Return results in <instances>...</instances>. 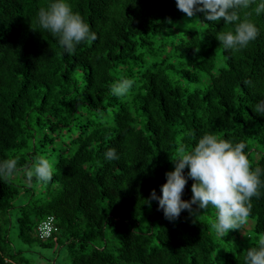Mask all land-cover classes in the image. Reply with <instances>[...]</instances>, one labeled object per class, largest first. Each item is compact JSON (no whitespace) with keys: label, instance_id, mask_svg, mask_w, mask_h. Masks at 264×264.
Listing matches in <instances>:
<instances>
[{"label":"trees","instance_id":"obj_1","mask_svg":"<svg viewBox=\"0 0 264 264\" xmlns=\"http://www.w3.org/2000/svg\"><path fill=\"white\" fill-rule=\"evenodd\" d=\"M71 3L96 39L67 54L35 30L47 0H0V160L19 158L22 172L0 180V264H20L6 252L12 209L24 240H56L69 264H246L264 236V195L225 237L214 210L169 222L146 201L161 194L171 158L205 132L245 143L252 168H264V117L254 111L264 100V14L250 16L257 38L232 51L215 35L233 25L188 18L175 0ZM121 78L135 81L127 97L110 93ZM113 148L119 159L105 160ZM41 155L53 180L33 186L24 169ZM50 214L58 229L40 240L35 225Z\"/></svg>","mask_w":264,"mask_h":264},{"label":"clouds","instance_id":"obj_2","mask_svg":"<svg viewBox=\"0 0 264 264\" xmlns=\"http://www.w3.org/2000/svg\"><path fill=\"white\" fill-rule=\"evenodd\" d=\"M176 7L186 17L203 13L208 22H220L233 25V30L218 32L215 38L225 50L238 51L248 47L259 35V29L250 19L264 14V0H175ZM254 6V7H253ZM247 15H242L249 10ZM36 29L46 31L55 37L59 46L67 54L75 52L82 43L94 41L96 33L74 10L71 0H47L35 16ZM135 81L121 78L110 86V93L115 97H127L133 91ZM254 111L264 117V100L257 102ZM243 142H234L220 138L214 132H205L190 148L181 147L178 154L171 158L173 170L165 173L166 182L160 186V195L155 189L146 201L158 202L164 218L169 222L177 220L182 211L198 216L199 210H214L212 224L218 236L225 237L229 230H239L246 224L252 198L264 195V168H252L245 152ZM104 159H119L116 149L104 153ZM19 158L0 160V180L10 179L21 171ZM187 172L185 173V170ZM54 162L43 155L33 158L30 166L24 169L25 179L29 184H47L53 180ZM192 180L190 200L182 199L188 180ZM193 205L196 208H193ZM51 216L55 230L48 236L41 237L38 231L40 223ZM58 227L54 215H47L35 225V233L40 240L49 238ZM246 264H264V236L256 246L246 251Z\"/></svg>","mask_w":264,"mask_h":264},{"label":"rangeland","instance_id":"obj_3","mask_svg":"<svg viewBox=\"0 0 264 264\" xmlns=\"http://www.w3.org/2000/svg\"><path fill=\"white\" fill-rule=\"evenodd\" d=\"M21 173L19 174L21 175ZM15 177L20 179L18 175ZM14 210H11L12 219L8 226L9 242L6 244V252L13 260L20 264H69L72 256L70 249L65 245L60 246L56 240L42 242L32 234L29 241L24 240L19 235V227L14 219ZM208 211L213 212L211 209Z\"/></svg>","mask_w":264,"mask_h":264},{"label":"built area","instance_id":"obj_4","mask_svg":"<svg viewBox=\"0 0 264 264\" xmlns=\"http://www.w3.org/2000/svg\"><path fill=\"white\" fill-rule=\"evenodd\" d=\"M52 222L53 219L51 216H49L46 220L40 223V226H38V231L41 237L48 236L50 232L55 230V227L53 226Z\"/></svg>","mask_w":264,"mask_h":264}]
</instances>
